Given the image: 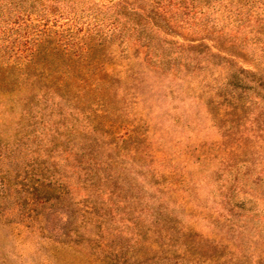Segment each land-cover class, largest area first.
I'll return each mask as SVG.
<instances>
[{"label":"rangeland","instance_id":"obj_1","mask_svg":"<svg viewBox=\"0 0 264 264\" xmlns=\"http://www.w3.org/2000/svg\"><path fill=\"white\" fill-rule=\"evenodd\" d=\"M255 6L231 36L178 30L153 37L151 50L136 43L131 59L107 58L115 75L96 95L1 99L0 264H264V20ZM111 7L55 4V25L84 37L94 15L124 22ZM221 46L228 53L213 52ZM146 54L160 68L144 64ZM42 168L53 184L36 187L32 169ZM97 201L101 229L87 214Z\"/></svg>","mask_w":264,"mask_h":264},{"label":"trees","instance_id":"obj_2","mask_svg":"<svg viewBox=\"0 0 264 264\" xmlns=\"http://www.w3.org/2000/svg\"><path fill=\"white\" fill-rule=\"evenodd\" d=\"M74 1L0 0V101L23 95L55 100L60 97L59 92L65 96L84 91L95 94L110 76L115 75L107 58L115 60L118 53L126 59L133 58L136 43L145 41L149 46L143 48L151 50L149 41L153 37L178 35V30L189 35H207L204 40L215 35L228 37L233 32L230 28L235 20L252 13L255 5H258L256 15L262 13L264 20V0H229L220 8L218 3L226 0H142L148 2L149 7L137 9L129 8L128 0H99L112 6L110 10L117 13L116 18L124 12V22L104 20L97 14L92 18V29L87 36L65 35L67 32L55 25V4L65 5ZM250 3L252 8L247 12ZM216 14L222 15L221 19L213 20L212 16ZM202 47L190 48L195 52L196 48L200 50ZM212 49L220 54L223 51L228 53L222 46ZM213 52L206 49L210 56ZM145 56L144 64L159 65L152 57L148 58L149 54ZM136 58L140 59L137 55ZM22 176L20 172L15 178L21 179ZM53 177L44 168L32 169L31 179L36 187L53 184ZM22 180L29 183L26 177ZM98 191L99 188L91 190ZM99 208L97 201L88 208L90 212L87 214L96 219L92 223L99 222L101 229L103 223L100 221L104 218Z\"/></svg>","mask_w":264,"mask_h":264}]
</instances>
